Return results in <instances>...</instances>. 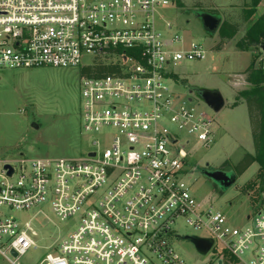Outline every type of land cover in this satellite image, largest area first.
Returning <instances> with one entry per match:
<instances>
[{
  "label": "built area",
  "instance_id": "1",
  "mask_svg": "<svg viewBox=\"0 0 264 264\" xmlns=\"http://www.w3.org/2000/svg\"><path fill=\"white\" fill-rule=\"evenodd\" d=\"M170 7L174 0H0V70L114 68L82 79L81 130L92 145L84 156L0 160V208L47 205L77 224L38 264H188L169 242L178 219L212 240L204 264H264V178L240 228L183 181L185 146L209 148L215 123L170 85V67L205 57L199 44L177 50L180 38L156 29L154 15ZM28 226L0 214V255L11 264V252L36 248Z\"/></svg>",
  "mask_w": 264,
  "mask_h": 264
},
{
  "label": "rangeland",
  "instance_id": "2",
  "mask_svg": "<svg viewBox=\"0 0 264 264\" xmlns=\"http://www.w3.org/2000/svg\"><path fill=\"white\" fill-rule=\"evenodd\" d=\"M252 1L174 0V7L159 10L153 18L164 39L175 35L180 38L175 49L187 50L193 42L201 45L205 52L203 60L182 61L169 68L174 79L170 83L173 90L186 101L191 99L192 105L215 123L214 142L209 148H201L191 140L185 146L190 154L186 159L190 169L183 181L196 200L212 204L237 228L247 225L245 220L258 201L262 179L258 163L252 164L242 175L236 172V165L246 154L254 155V147L246 105L230 106L236 91L234 75L242 74L253 62L256 68L264 69V53L259 43L252 50L234 48L259 19L257 5ZM198 12L219 15L222 23L237 25L239 34L229 40L222 38L219 31L214 36L206 34L197 18ZM259 42L264 43V40ZM219 45L221 48H217ZM81 84L79 69L0 70V160H15L20 155L29 159L78 158L91 150V137L81 130ZM192 87L215 89L225 106L218 113L212 112L188 94ZM103 137L100 143L107 140ZM180 137L181 141H186L182 134ZM206 164L209 170L219 169L235 178V182L230 187H221L198 171ZM0 214L13 217L23 228L29 223V235L35 241L36 248L29 249L24 256L8 257L15 264H38L51 252L50 245L58 246L68 240L77 228L75 223L55 218L47 205L19 212L2 207ZM172 229L180 238L203 235L183 219L175 220ZM169 242L188 264H204L209 260V256H200L188 241L177 238ZM0 264L11 263L0 255ZM231 264L236 262L231 261Z\"/></svg>",
  "mask_w": 264,
  "mask_h": 264
},
{
  "label": "trees",
  "instance_id": "3",
  "mask_svg": "<svg viewBox=\"0 0 264 264\" xmlns=\"http://www.w3.org/2000/svg\"><path fill=\"white\" fill-rule=\"evenodd\" d=\"M257 5V0L252 1ZM250 28L247 34L236 44L239 50L251 48L258 43L260 49L264 53V43H260V39L264 40V16H261L257 23ZM256 28V30H255ZM262 28V30H261ZM219 33L224 39H232L238 33V26L223 22L219 28ZM219 45L217 48H220ZM253 62L243 73L245 82L249 85V89L238 92L236 103L240 99L247 108L248 119L251 129V136L254 147V155L246 154L243 159L236 165V172L242 175L252 164H260V175L264 178V69L256 68ZM114 71L113 67L105 65H96L85 67L80 70V77L83 78H100ZM234 103L233 106H236ZM261 179V180H262Z\"/></svg>",
  "mask_w": 264,
  "mask_h": 264
},
{
  "label": "water",
  "instance_id": "4",
  "mask_svg": "<svg viewBox=\"0 0 264 264\" xmlns=\"http://www.w3.org/2000/svg\"><path fill=\"white\" fill-rule=\"evenodd\" d=\"M197 18L201 24L204 32L210 36H214L222 25V19L217 14H211L208 12H198ZM189 95L195 96L204 105H206L212 112L218 113L224 107V100L221 94L216 90L207 89H190ZM8 175H11L12 171L10 168ZM208 165L206 164L203 168H198V171L205 177L211 179L212 181L218 183L221 187H230L234 182L235 178H231L225 172L221 170H207ZM179 239L190 242L198 254L205 256L211 249L213 242L210 239L198 238L194 236H185ZM12 258H16V254L11 252ZM220 264V262H219Z\"/></svg>",
  "mask_w": 264,
  "mask_h": 264
},
{
  "label": "crops",
  "instance_id": "5",
  "mask_svg": "<svg viewBox=\"0 0 264 264\" xmlns=\"http://www.w3.org/2000/svg\"><path fill=\"white\" fill-rule=\"evenodd\" d=\"M256 10L258 11V18H260L261 16H264V0H258L257 1V8H256ZM239 34V28H238V33L235 35V37L237 36ZM245 36V35H244ZM244 36H241V38L240 39H242V37H244ZM234 38V37H233ZM232 38V39H233ZM225 42H226V40H224ZM193 43V42H192ZM191 44V43H190ZM222 44V43H221ZM201 46V45H200ZM235 46H236V44H235ZM234 46V48H236ZM202 47V46H201ZM255 47V46H254ZM254 47H251V48H254ZM221 48V47H220ZM251 48H248V50H252ZM237 49V48H236ZM244 51H247V49H245ZM252 53L255 55V53L252 51ZM205 58V57H204ZM255 64V63H254ZM251 65V64H250ZM249 65V66H250ZM248 66V67H249ZM247 67V68H248ZM247 68H245V70L247 69ZM244 70V71H245ZM234 77H235V81H234V83H233V85L236 87V91H235V95H234V101H232L231 103H230V106L232 107V108H234V107H236V106H238V105H241V104H244V102L240 99L239 101H237V103H236V98H237V93L238 92H241V91H244V90H247V89H249V85L245 82V76L244 75H242V74H236V75H234ZM195 87H192L191 89H194ZM197 89H207V90H215V89H213V88H209V87H204V88H197ZM224 100V99H223ZM234 103H236V106H233L234 105ZM224 106H225V102H224Z\"/></svg>",
  "mask_w": 264,
  "mask_h": 264
},
{
  "label": "flooded vegetation",
  "instance_id": "6",
  "mask_svg": "<svg viewBox=\"0 0 264 264\" xmlns=\"http://www.w3.org/2000/svg\"><path fill=\"white\" fill-rule=\"evenodd\" d=\"M207 170H209V168ZM214 170H218V169H214Z\"/></svg>",
  "mask_w": 264,
  "mask_h": 264
}]
</instances>
